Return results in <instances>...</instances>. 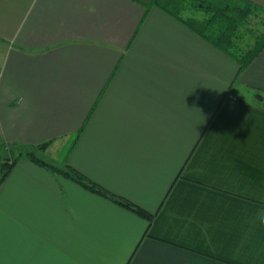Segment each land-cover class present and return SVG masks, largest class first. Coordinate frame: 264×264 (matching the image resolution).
Wrapping results in <instances>:
<instances>
[{"label": "crops", "instance_id": "crops-1", "mask_svg": "<svg viewBox=\"0 0 264 264\" xmlns=\"http://www.w3.org/2000/svg\"><path fill=\"white\" fill-rule=\"evenodd\" d=\"M264 9V0H248ZM151 0H0V264H264V49L237 64Z\"/></svg>", "mask_w": 264, "mask_h": 264}, {"label": "trees", "instance_id": "trees-1", "mask_svg": "<svg viewBox=\"0 0 264 264\" xmlns=\"http://www.w3.org/2000/svg\"><path fill=\"white\" fill-rule=\"evenodd\" d=\"M149 6L162 10L224 53L237 64L239 71L245 69L264 49V9L248 0H151ZM188 11H199L202 15H187ZM253 18L262 29L256 31L250 28ZM50 144L51 140L28 145L0 139V182L17 161L29 160L151 222L153 215L142 208L105 191L70 166H59L47 160L43 152Z\"/></svg>", "mask_w": 264, "mask_h": 264}, {"label": "rangeland", "instance_id": "rangeland-1", "mask_svg": "<svg viewBox=\"0 0 264 264\" xmlns=\"http://www.w3.org/2000/svg\"><path fill=\"white\" fill-rule=\"evenodd\" d=\"M186 14L187 15H194L196 17H200L202 15L201 12H199V11H188ZM249 26L251 29H254L256 31L262 29L260 23L256 24L254 18L251 20V23ZM247 36L248 35H245V37H247Z\"/></svg>", "mask_w": 264, "mask_h": 264}]
</instances>
